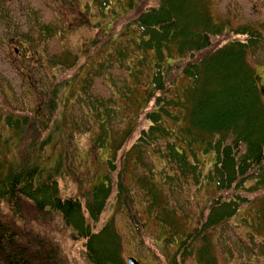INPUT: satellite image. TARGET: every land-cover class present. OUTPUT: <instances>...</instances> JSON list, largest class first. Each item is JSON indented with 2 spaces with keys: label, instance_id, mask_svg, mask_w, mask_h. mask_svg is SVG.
I'll return each instance as SVG.
<instances>
[{
  "label": "trees",
  "instance_id": "obj_1",
  "mask_svg": "<svg viewBox=\"0 0 264 264\" xmlns=\"http://www.w3.org/2000/svg\"><path fill=\"white\" fill-rule=\"evenodd\" d=\"M90 1L122 29L114 35L111 26L104 42H91L78 71L54 87L43 116L17 118L26 142L21 162L7 175L0 164V264H126L114 214H129L146 237L128 176L141 185L167 246H178L170 261L163 250L166 264H183L199 240L206 263L208 232L249 204L260 203L264 215V104L251 65L263 38L246 27L234 33L205 0ZM84 68L75 96L80 115L71 117L58 109L57 97L74 91ZM115 71L122 76L110 80L116 90L110 99L90 93L96 77L108 80ZM95 124V147L108 144L112 157L106 173L84 183L76 177L82 164L74 167L79 153L69 151L68 133ZM58 135L67 149L51 167L41 156ZM197 149L213 154L207 176ZM204 179L215 184L216 197L199 211L196 227L183 232L181 212L189 207L177 206L165 191L184 195ZM108 210L113 215L105 219Z\"/></svg>",
  "mask_w": 264,
  "mask_h": 264
},
{
  "label": "rangeland",
  "instance_id": "obj_2",
  "mask_svg": "<svg viewBox=\"0 0 264 264\" xmlns=\"http://www.w3.org/2000/svg\"><path fill=\"white\" fill-rule=\"evenodd\" d=\"M205 1L216 17V21L227 22L234 33L242 32L243 27L247 25L252 26L249 29L251 33H257L256 29L264 32V0L259 2ZM120 4H123L122 0ZM101 19L105 21L101 23ZM109 21L110 17H101V13L90 0H0V164L4 176L19 163L21 150L26 142L22 140L26 138V135L22 133L18 137L13 128L4 124L2 116L32 117V114L38 113L40 104L55 94L54 86L60 83L62 76L60 74L55 76L53 72L63 74L77 72L78 66L86 60L83 54L88 49L87 44L97 35H103L106 32L105 27L108 26ZM115 23L111 25L114 33L122 29H119L120 23ZM44 26H49L52 33L45 38V42H25V39L40 33ZM63 51L70 52L65 56L73 60L77 56L76 62L79 64L70 69L59 64L53 69L54 64L57 63L54 60L57 59L53 61L52 59L54 57L59 59ZM254 63L257 65L255 68L259 71L264 85V50L258 53ZM84 76L85 74H81L77 79L76 90H79ZM121 76L122 73L115 71L112 77L108 75V80L102 76L96 77L91 83L90 93L102 96L105 100L110 99L112 94L116 93V90L110 87V80L118 81ZM47 85L48 87L50 85L51 93L45 95L43 90H46ZM65 92L66 90L60 97H63ZM60 97L57 99L59 100ZM75 115H80L78 109L74 112ZM85 127L89 125L82 126L81 129L84 130ZM74 131L73 134L68 133L71 136V150L75 151L78 148L81 155L83 152L91 154V161L88 162L90 166L80 162L76 156L73 161L74 167L81 163L83 169L79 175L76 174V177L88 183L92 175L98 178L102 174L105 167L104 161L111 157L112 151L105 143V149L102 152L101 150L98 154L95 152L97 149L93 143L100 133L98 124L90 126V131ZM29 132L24 131L25 134ZM61 149L62 141L55 138L45 147L41 156L42 161L48 166L56 165ZM197 153L201 162L205 164L204 173L208 174L213 167V154H207L210 155L209 157L204 156L200 149H197ZM88 177V181H84ZM126 181L134 189V207L138 210L146 237L142 238L135 234L136 229L132 226L129 214L122 212L114 214L115 227L123 242L125 260L133 256L141 264H166L163 250H167V259L170 261L178 246H167L164 240L165 230L157 223L158 217L148 214L144 206L141 185L129 176ZM65 182L64 179L62 183L65 184ZM208 184L214 183L204 179L202 187H194L184 195L165 191L166 195L175 200L177 206L189 207L185 208V212H181L179 225L183 232H190L196 227L199 211L215 198L216 189L207 186ZM69 187H72L71 183ZM259 211L260 203L243 206L233 219L217 230L208 232L210 251L217 264H264V223L261 222L260 226H256L260 222L257 217ZM112 215V211L108 210L104 218L108 219ZM261 217L264 220V215ZM134 234L135 238H133ZM174 240L178 241L176 235ZM196 244L200 250L205 246L203 241ZM194 247L195 245L192 249ZM198 258V255L192 256L190 253L183 264H199Z\"/></svg>",
  "mask_w": 264,
  "mask_h": 264
},
{
  "label": "water",
  "instance_id": "obj_3",
  "mask_svg": "<svg viewBox=\"0 0 264 264\" xmlns=\"http://www.w3.org/2000/svg\"><path fill=\"white\" fill-rule=\"evenodd\" d=\"M128 263L129 264H139L134 258H129Z\"/></svg>",
  "mask_w": 264,
  "mask_h": 264
}]
</instances>
